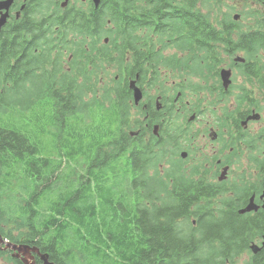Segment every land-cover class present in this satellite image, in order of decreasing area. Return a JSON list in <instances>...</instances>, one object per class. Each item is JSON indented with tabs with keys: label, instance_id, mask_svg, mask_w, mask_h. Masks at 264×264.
I'll list each match as a JSON object with an SVG mask.
<instances>
[{
	"label": "trees",
	"instance_id": "16d2710c",
	"mask_svg": "<svg viewBox=\"0 0 264 264\" xmlns=\"http://www.w3.org/2000/svg\"><path fill=\"white\" fill-rule=\"evenodd\" d=\"M144 1H102L97 24L103 29L110 22V43L120 39L118 53H136L138 43L150 39L152 45H161V53L169 46L176 50L162 62L171 67L176 55L189 51L192 74L209 79L218 76L223 55L243 52L248 62H256L264 51V35L257 32L264 29V11L242 4L250 0H238L241 22L232 20L238 6L228 5L229 0ZM143 28L147 31H134ZM232 30L240 33L234 31L233 36ZM19 47L12 45L11 34L0 41V81L12 78L9 61ZM259 65L264 67L263 61ZM37 66L34 62L25 75H18L28 86L18 83L15 90V85L0 84V232L5 238L37 246L55 264H239L251 240L264 236V228H245L249 219L225 222L215 206L223 207L225 198L202 194L203 185L188 192L183 175H173L172 184L159 179L150 152L142 157L143 148L127 149L124 138L107 132L105 125L99 132L95 96L91 104L85 103L90 87L76 84L74 64L62 81L47 78L40 84L35 83ZM9 90L12 96L6 99ZM43 104L48 108L36 123L43 115L48 120L39 137L53 136L55 142V150L46 155L33 140L35 133L12 129L2 118L8 115L10 122L19 111V118L26 117L27 110ZM226 112L225 108L224 116ZM63 132L79 139L67 138L71 143L64 147L59 137ZM107 134L109 141L104 139ZM121 161L127 169L120 167ZM192 219H197L195 228ZM10 254L0 249L10 264H20ZM250 257L248 264H264V251Z\"/></svg>",
	"mask_w": 264,
	"mask_h": 264
},
{
	"label": "flooded vegetation",
	"instance_id": "af4514ba",
	"mask_svg": "<svg viewBox=\"0 0 264 264\" xmlns=\"http://www.w3.org/2000/svg\"><path fill=\"white\" fill-rule=\"evenodd\" d=\"M81 1L86 12L85 22L80 24L75 35L80 42L79 48L82 49L65 56L63 31L60 29L65 25L63 15L42 14L40 0H29L28 6H25L28 0H13L8 11L9 19L0 35L3 38L11 34L12 45L20 46L12 57V81L28 85L18 75H25V71L31 70L30 66L34 62L38 63L33 68L37 76L35 83L38 84L47 78L62 81V75L69 73L73 64L76 66L77 84L98 83L107 92H111L115 78L117 82L125 84L124 111L129 114L127 124L130 132L135 133L147 145L164 146L173 151L177 155L176 162L183 171L197 170L201 166V177L198 179L212 185V194L220 198L239 195L234 198L238 204L237 213L241 218L251 220L245 224V228H264V222L256 221L257 217L264 218V126L250 132L252 122H261L258 117L262 116L264 108V81H260L264 79L255 76L252 77V83H249L241 77L239 80L242 84L235 94L234 108L224 103L227 98L220 86L213 89V84L208 85V80L193 77L188 67L191 63L181 67L179 72H174L162 68L161 64L149 68L144 59L135 70L134 65L128 61L120 65L122 72L118 76L109 74L111 78L107 81L104 70L97 68L98 52L100 49V53H107V58L111 59L113 46L106 39L102 45H98L96 15L89 12L91 6L85 0ZM67 10L76 8L71 3ZM239 66V63H235L234 67L228 68L232 76ZM256 69L253 71L254 75ZM133 82L141 94L138 102L133 99L130 89ZM108 85L111 89L107 88ZM210 101L218 103L211 106ZM226 106L229 110H234V119L237 120L236 123L230 120L228 126L224 124L223 113ZM225 140L227 143L223 142ZM220 143L227 144L228 151H222ZM219 152L223 154L222 157ZM245 155L253 164L241 161ZM153 156L164 159L169 157L157 153ZM250 165L251 173L242 177L243 171ZM164 166L167 171L163 169ZM256 166L261 167V172ZM159 167L164 174L176 171L167 162L159 164ZM235 168L241 173L233 177L230 172ZM192 180L199 185L193 177ZM207 193L202 192L204 195ZM245 209L248 211L241 214ZM263 241L264 236L254 243L262 244ZM263 251L261 249L259 253Z\"/></svg>",
	"mask_w": 264,
	"mask_h": 264
},
{
	"label": "rangeland",
	"instance_id": "374dc122",
	"mask_svg": "<svg viewBox=\"0 0 264 264\" xmlns=\"http://www.w3.org/2000/svg\"><path fill=\"white\" fill-rule=\"evenodd\" d=\"M213 2H215V0ZM228 3L230 5H235L236 3H237V5H240V2H238V0H229ZM199 4L200 3L198 2L197 5H199ZM242 4H248L249 6H252L255 8L262 7V10L264 11V5L262 4V0H250L247 3L245 1H243ZM167 55H170V54L167 53ZM115 59L116 58H113V60L112 59L105 60V67L102 66V69L104 70L105 77L107 78V81H109L111 78V75H109V74H112L114 77H116L120 73V69L118 68L117 61ZM234 75H235V77H234L232 85H231L232 93L230 95H227V97H226L227 102L224 101V103H226L228 105V107H230V108H233V106H231V105L234 103L235 94H236L239 86L242 84V82L239 79L241 77L244 78L242 76V74L238 71H236V73L233 74V76ZM193 77L195 78V76H193ZM107 88L111 89L110 85H108ZM11 96H12V92L9 90L6 93L5 97H6V99H9ZM107 99H108V105L106 106L104 103L101 112L99 111L98 108H95L97 110H95L94 119H95V121L98 122L99 132L102 133V130L104 127L103 125H105L109 129V130H107V132L110 131V132L115 134L118 132V125H117L116 116L118 114H121L120 110H119L120 108L115 106L111 102L110 91L107 93ZM85 103H92V102L90 100H85ZM10 108L11 107H9V109ZM47 108H48V106L43 104L41 106V108L34 109V111L27 112L26 117H21V118H19V117L21 116V114L23 112L19 111L17 113V115H14V118H11L10 122H8V120H7L8 115H2L3 122L9 124L12 129L19 130L20 132H24V130L27 129V130H31V132L33 134L35 133L36 136H33V140L37 143L38 146H40V148H41L40 153L43 155H46L48 152L55 150V143H54L53 138H51L49 136H46L44 138L39 137V131L41 130L43 123H45L48 120V118L44 117V115L42 114L43 118L41 121H39L40 123L37 124L35 122V119L40 117L39 116L40 112L46 111ZM114 109H117V110H114ZM45 114H47V113L45 112ZM121 115H122V118H128V116H129L128 112H124ZM261 115L262 116L258 117L261 120V122H259V123L252 122L251 127H250L251 128L250 132L253 133V132H255L254 130H256L257 128L264 126V108L262 110ZM23 121H24V123L25 122L27 123L25 126H22ZM66 133L69 134L68 132H66ZM168 161H170V158H168ZM241 161L244 163H248V159H247L246 155L244 157H242ZM250 167H252V165H250L248 168H250ZM167 170L168 169L165 168V171H167ZM230 173L233 177H235V176H237V173H241V171L237 170L235 168V169L231 170ZM17 235H18V232H17ZM259 240H261V239L258 237L251 240V242L249 243V250L245 251L241 255L240 260L238 261L239 264H248L249 263V259L251 258L250 256L252 255V250H251V247L253 246L252 244L257 245L258 247L262 248L261 244L254 243V242L259 241ZM0 264H10V263L8 262V260L6 258H3L2 256H0Z\"/></svg>",
	"mask_w": 264,
	"mask_h": 264
},
{
	"label": "water",
	"instance_id": "95a60500",
	"mask_svg": "<svg viewBox=\"0 0 264 264\" xmlns=\"http://www.w3.org/2000/svg\"><path fill=\"white\" fill-rule=\"evenodd\" d=\"M11 0H7L6 2L2 3L0 5V8H8V6L10 5ZM238 17L235 16L234 19H237ZM5 23V18L2 17L0 19V27ZM229 75L230 72H222L221 73V78L224 82V85H229L228 79H229ZM0 243H3L2 237L0 235ZM7 248H11L14 252H16L15 256L20 257L22 256V263L23 264H34V260H33V255L31 254H35L37 256L40 257V259L43 261L44 264H53L51 262L48 261V257L46 255H41L39 250L36 248H30L28 246H16V245H12V244H7L6 245ZM263 247H264V242H263ZM251 250L253 251L254 254H256L260 248H258L257 246H252Z\"/></svg>",
	"mask_w": 264,
	"mask_h": 264
}]
</instances>
